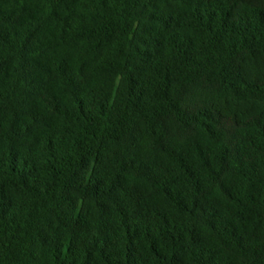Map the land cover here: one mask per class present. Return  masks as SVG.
Returning a JSON list of instances; mask_svg holds the SVG:
<instances>
[{
  "label": "trees",
  "instance_id": "16d2710c",
  "mask_svg": "<svg viewBox=\"0 0 264 264\" xmlns=\"http://www.w3.org/2000/svg\"><path fill=\"white\" fill-rule=\"evenodd\" d=\"M0 264H264V0H0Z\"/></svg>",
  "mask_w": 264,
  "mask_h": 264
}]
</instances>
